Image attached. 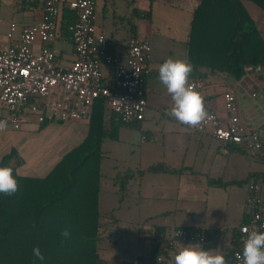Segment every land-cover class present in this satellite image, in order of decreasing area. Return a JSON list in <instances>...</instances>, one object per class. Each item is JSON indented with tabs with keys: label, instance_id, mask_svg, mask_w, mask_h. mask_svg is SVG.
Instances as JSON below:
<instances>
[{
	"label": "crops",
	"instance_id": "obj_1",
	"mask_svg": "<svg viewBox=\"0 0 264 264\" xmlns=\"http://www.w3.org/2000/svg\"><path fill=\"white\" fill-rule=\"evenodd\" d=\"M70 0H62L67 4ZM201 0H95L94 25L96 31L106 35L111 52L123 58L130 36L137 35L150 43L148 73L145 76L146 109L144 118L135 125L119 124L107 108L104 116L106 136L102 139L100 160V186L98 205L103 195L105 202L104 223L107 230L118 224L131 228L140 245L133 259L105 258L112 264H136V256L149 246L146 238L140 241L139 229L163 226L166 230L176 227L197 228L205 226L215 230L207 240L206 251L223 254L235 246L237 227L246 213V178L257 172L255 159L250 155L232 150L216 139L192 131L168 113L172 98L160 82L158 68L166 59L188 61V39L193 11ZM243 3L254 19L258 29L264 25V12L256 5ZM43 14L40 0H0V49L16 42L20 27L41 20ZM16 27L7 36L10 24ZM39 43H35L38 48ZM61 65L73 60V46L68 30H60L50 43ZM198 78L190 73L189 82L200 80L196 89L203 100L221 116L225 115L222 94L232 90L239 96L240 113L244 120L259 123L264 110V93L260 79L243 77L234 80L220 71H211L206 66L196 68ZM103 74L112 79L113 66H103ZM255 89V100L249 92ZM7 110L0 103V120L7 117ZM89 118V117H88ZM50 120L38 122L27 115L20 128L9 124L0 130V160L15 151L11 164L16 160V173L28 177H44L60 161L64 154L79 145L87 136L89 121ZM58 137L50 147L49 136ZM253 159L254 163L247 159ZM163 163L179 172H152L146 168ZM132 171L126 190L120 197L118 176ZM261 171V170H260ZM220 180L234 182L226 185L210 184ZM236 182V183H235ZM105 199H108L105 201ZM98 212L99 207H98ZM101 216V214H100ZM219 228H224L219 231ZM194 243L175 241L164 257L166 264H174V255L182 247Z\"/></svg>",
	"mask_w": 264,
	"mask_h": 264
},
{
	"label": "trees",
	"instance_id": "obj_2",
	"mask_svg": "<svg viewBox=\"0 0 264 264\" xmlns=\"http://www.w3.org/2000/svg\"><path fill=\"white\" fill-rule=\"evenodd\" d=\"M264 11V0H246ZM77 20V15L62 3L60 30ZM188 62L196 68L206 66L220 71L234 80L244 74V66L261 65L259 75L264 93V37L243 0H201L193 11L189 39ZM104 85L113 89L110 79ZM104 97H97L88 118L89 131L84 140L69 150L44 177L21 176L16 173L19 160L12 165L15 151L5 154L0 166H8L18 181L19 190L11 196L0 194V264H112L101 255L99 242L106 238L104 223L98 212L100 186V160L102 139L106 136L104 116L107 110ZM50 120L44 119L42 125ZM125 124L119 120L113 125ZM135 125L136 122L128 123ZM232 150L250 155L264 163V157L254 156L238 146ZM152 172H179L163 163L146 168ZM132 171L118 176L120 197L126 190ZM263 178L264 171L250 174L248 179ZM210 184L226 185L234 182L210 180ZM236 183V182H235ZM249 216L245 213L242 222ZM71 227L72 235L61 243V231ZM177 228V227H176ZM191 228V227H180ZM194 229V228H192ZM172 230L163 226L140 228V241L146 238L148 248L136 256V264H166L164 257L168 248L164 245ZM206 241L202 249L207 250ZM239 232L234 237L233 249L223 253L230 263L233 251L241 248ZM39 247L45 259H37L33 248Z\"/></svg>",
	"mask_w": 264,
	"mask_h": 264
},
{
	"label": "built area",
	"instance_id": "obj_3",
	"mask_svg": "<svg viewBox=\"0 0 264 264\" xmlns=\"http://www.w3.org/2000/svg\"><path fill=\"white\" fill-rule=\"evenodd\" d=\"M42 18L20 27L16 42L0 49V103L7 110L5 121L13 129L20 128L26 116L33 115L38 122L47 120H84L91 112L97 97H104L106 105L117 120L128 124L141 121L146 109L145 76L148 73L150 43L132 35L127 41L123 58L109 49L108 39L94 25L95 0H70L67 5L77 20L67 26L74 58L69 65H61L50 46L58 35V20L62 0H40ZM16 27L10 24L7 36ZM39 43L35 48V43ZM103 66H113V89L104 85L108 80ZM261 65L244 66V77L259 78ZM195 89L200 80L189 82ZM253 89L249 97L255 100ZM225 115L221 116L205 101L208 118L192 131L208 135L223 145L238 146L254 156L264 157V110L259 123L246 121L240 113L239 96L232 90L222 94ZM245 210L248 220L240 223L241 248L233 251L229 264H243L241 259L247 229L264 232V179L250 178L246 182ZM224 228H219L223 231ZM215 230L205 226L174 228L164 245L169 248L175 241L201 246Z\"/></svg>",
	"mask_w": 264,
	"mask_h": 264
},
{
	"label": "clouds",
	"instance_id": "obj_4",
	"mask_svg": "<svg viewBox=\"0 0 264 264\" xmlns=\"http://www.w3.org/2000/svg\"><path fill=\"white\" fill-rule=\"evenodd\" d=\"M193 66L184 59L168 58L160 64L158 77L172 98L169 115L183 125L191 128L199 126L208 118L203 97L195 86L189 83ZM6 127L5 121H0V130ZM19 190V184L13 170L8 166H0V194L14 195ZM241 259L243 264H264V232L245 229ZM72 235L71 227L61 231V243ZM33 255L43 261L44 255L39 247L33 248ZM174 264H228L223 254L210 252L194 246L182 247L174 255Z\"/></svg>",
	"mask_w": 264,
	"mask_h": 264
},
{
	"label": "rangeland",
	"instance_id": "obj_5",
	"mask_svg": "<svg viewBox=\"0 0 264 264\" xmlns=\"http://www.w3.org/2000/svg\"><path fill=\"white\" fill-rule=\"evenodd\" d=\"M246 4H251V8L255 6V4L250 1H246ZM260 28L264 32V25H262V27L260 26ZM57 138L58 137L56 136L53 138V134L49 136L50 147L58 144L56 143ZM247 160L254 163V160L251 158ZM255 168L258 171H264V163L259 161L255 162ZM102 198L103 195L100 197V205H98V207L101 214V219L104 220L105 202ZM106 200L108 199H105V201ZM118 226V232L114 229L116 227L112 229L109 228L107 230V239L99 242V245L102 248L100 251L101 255L105 258H115L117 261H119L120 258L127 260L133 259L140 248V245L137 242L138 235L131 228H122V224H118Z\"/></svg>",
	"mask_w": 264,
	"mask_h": 264
}]
</instances>
